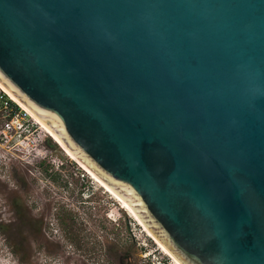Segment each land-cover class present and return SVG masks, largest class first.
<instances>
[{"label": "water", "instance_id": "1", "mask_svg": "<svg viewBox=\"0 0 264 264\" xmlns=\"http://www.w3.org/2000/svg\"><path fill=\"white\" fill-rule=\"evenodd\" d=\"M0 83L181 264H264V0H0Z\"/></svg>", "mask_w": 264, "mask_h": 264}, {"label": "rangeland", "instance_id": "2", "mask_svg": "<svg viewBox=\"0 0 264 264\" xmlns=\"http://www.w3.org/2000/svg\"><path fill=\"white\" fill-rule=\"evenodd\" d=\"M54 142L48 135L42 146L66 160L62 171L45 162L0 160V264H23L9 244L29 245L33 264H176Z\"/></svg>", "mask_w": 264, "mask_h": 264}, {"label": "built area", "instance_id": "3", "mask_svg": "<svg viewBox=\"0 0 264 264\" xmlns=\"http://www.w3.org/2000/svg\"><path fill=\"white\" fill-rule=\"evenodd\" d=\"M46 138L48 135L39 123L0 87V160L15 158L37 164L45 162L54 170L62 171L66 160L53 157L43 149ZM68 161L74 160L69 158ZM84 172L80 177L85 182L84 177L88 175Z\"/></svg>", "mask_w": 264, "mask_h": 264}, {"label": "bare ground", "instance_id": "4", "mask_svg": "<svg viewBox=\"0 0 264 264\" xmlns=\"http://www.w3.org/2000/svg\"><path fill=\"white\" fill-rule=\"evenodd\" d=\"M0 87L8 93V95L22 108L24 109L33 119H35L40 127L43 129V131L47 132L49 136H51L56 143H58L64 150V152L67 154L69 158L74 160L77 164L80 165L89 175L91 178H93L96 182H98L102 187L108 190V192H111L112 195L115 196L116 199H118L122 207L127 209L130 215H132L138 223L143 227L144 231L162 248V250L168 254L175 262L176 264H181L151 233L150 231L145 227V225L140 221V219L137 217V215L133 212V210L130 208V206L120 197L118 196L113 190H111L97 175H95L90 169H88L84 164H82L65 146L64 144L59 140V138L53 133V131L42 121L40 120L34 113H32L26 106H24L18 99L14 97L1 83ZM174 262V263H175Z\"/></svg>", "mask_w": 264, "mask_h": 264}, {"label": "trees", "instance_id": "5", "mask_svg": "<svg viewBox=\"0 0 264 264\" xmlns=\"http://www.w3.org/2000/svg\"><path fill=\"white\" fill-rule=\"evenodd\" d=\"M55 143V142H54ZM56 144V143H55ZM10 249L12 253L15 254V256L23 263V264H33L31 260V247L25 246V247H19L12 244H9Z\"/></svg>", "mask_w": 264, "mask_h": 264}]
</instances>
